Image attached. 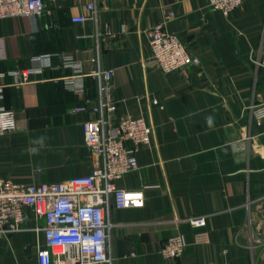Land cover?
Masks as SVG:
<instances>
[{"label":"crops","instance_id":"0c3cea01","mask_svg":"<svg viewBox=\"0 0 264 264\" xmlns=\"http://www.w3.org/2000/svg\"><path fill=\"white\" fill-rule=\"evenodd\" d=\"M43 1L42 15L0 19V108L16 123L0 134V178L89 175L82 124L95 115L73 109L97 100L89 73L112 69L117 115L145 114L152 136L138 169L115 182L142 191L144 205L115 209L110 201L111 264H264V121L257 125L249 110L264 103V0H244L228 17L206 0ZM90 2L95 20L72 23ZM169 11L166 29L200 59L184 73L163 74L150 61L147 31ZM62 54L81 63L82 94L67 89L73 72ZM30 69L39 71L17 85L12 71ZM24 213L22 232L0 236V264H38L43 221ZM193 217L206 226L192 227ZM177 234L184 254L161 259Z\"/></svg>","mask_w":264,"mask_h":264},{"label":"built area","instance_id":"2783aa9c","mask_svg":"<svg viewBox=\"0 0 264 264\" xmlns=\"http://www.w3.org/2000/svg\"><path fill=\"white\" fill-rule=\"evenodd\" d=\"M208 8L224 17L243 5L244 0H206ZM87 15L71 18L72 23L95 20L93 2L86 5ZM45 12L43 0H0V19L33 17ZM174 18L166 12L164 21L147 31L150 61L163 74L184 73L200 64L191 55L179 37L166 29ZM63 68L71 69L67 89L82 94L79 82L81 63L68 55H58ZM42 57H37L40 60ZM39 69L14 70L16 84H24ZM96 81L97 100L84 99L73 109L74 113H92L94 119L82 124L84 145L91 159V172L53 183H18L0 178V236L22 232L29 209L35 220H42L40 230L44 247L37 249L38 264H111L109 233L111 229L109 206L115 209L141 208L144 205L140 190L118 189L115 182L138 169L137 153L151 148L152 129L146 115H117L112 69H96L88 75ZM80 85V86H79ZM78 86V87H75ZM157 105V101H152ZM257 125L264 121V103L249 106ZM16 129L12 110L0 108V134ZM194 228L206 226L204 217L189 218ZM204 237V235H202ZM187 243L182 234L168 237L160 251L165 261L179 259Z\"/></svg>","mask_w":264,"mask_h":264},{"label":"clouds","instance_id":"9594fccd","mask_svg":"<svg viewBox=\"0 0 264 264\" xmlns=\"http://www.w3.org/2000/svg\"><path fill=\"white\" fill-rule=\"evenodd\" d=\"M208 123H209V125L212 124V119H211V117H209V119H208Z\"/></svg>","mask_w":264,"mask_h":264}]
</instances>
